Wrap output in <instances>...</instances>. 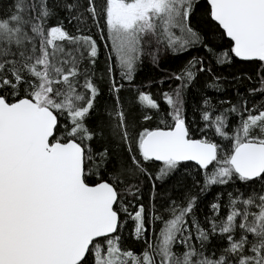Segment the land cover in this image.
I'll use <instances>...</instances> for the list:
<instances>
[{
	"label": "snow or ice",
	"instance_id": "6c2138e0",
	"mask_svg": "<svg viewBox=\"0 0 264 264\" xmlns=\"http://www.w3.org/2000/svg\"><path fill=\"white\" fill-rule=\"evenodd\" d=\"M237 61L254 99L204 97L192 138L187 90ZM0 264H264V0H0Z\"/></svg>",
	"mask_w": 264,
	"mask_h": 264
},
{
	"label": "trees",
	"instance_id": "16d2710c",
	"mask_svg": "<svg viewBox=\"0 0 264 264\" xmlns=\"http://www.w3.org/2000/svg\"><path fill=\"white\" fill-rule=\"evenodd\" d=\"M207 8V5L204 4L201 12L204 11V9ZM199 19V17L197 18ZM197 27H202L201 25H197ZM99 35V33H97ZM218 42V41H217ZM100 46V56H99V62L98 66L100 69V72L98 75L103 73V69L105 68L106 62L108 60V49L105 47V41L100 40L98 41ZM205 52L203 48H195L192 49L190 52L185 53L181 56H172L167 55L162 57L160 61V65L154 66L150 60H145L142 67L138 70L135 78V85H138L140 87H144L147 89L148 85H151L150 91L153 93L158 94L160 89V85L157 83L158 80L161 78L169 75L170 73L179 72L181 68L187 63L188 60H190L192 57H199L204 56ZM212 67V73H201L199 74V77L197 81L193 84V86L187 90L185 94V114L187 117V122L192 125V138L199 139L202 138L203 133L198 131V125L202 124V121L198 120L199 117V109L198 105L202 106V100L204 97H210L212 100V103L217 106V108H223L224 104L221 103V101H232L235 102L237 99V91H239L241 94L245 96L246 99H248L250 102L254 99L251 96H248L247 89L252 88L255 86L254 81H249L247 79L248 76H254L256 72V65L251 63H245L237 61L233 65H225V66H219L215 63L211 64ZM220 76L221 81L220 84L222 85L221 91H215L213 89H210L206 87L207 82H209L212 79V76ZM175 83V82H170ZM168 83H165L164 89L167 90ZM131 94L130 90H126L124 92L125 96H129ZM257 103H260L259 99L256 100ZM163 127L162 124H160L159 120H153L148 122H141L140 130H143V128H149L154 129L156 127ZM218 139V138H217ZM189 169H194L193 164H188ZM155 171V169H153ZM172 183V181L169 182V185ZM189 185H191V180L187 181ZM166 188H168V185H165L164 188L160 189L161 191H164ZM194 191H197L194 189ZM218 191V189L213 188L206 196H203L201 199L203 201L204 205H207L209 202H211L214 198L215 193ZM144 202L147 203V195H145ZM207 211L206 208L202 207V210L200 211L199 215L201 217L204 216V212ZM127 231L124 233V235L127 237L128 244L136 251L140 250L139 243L134 241L130 235L131 228H132V221L129 220L127 224ZM215 242V240H214Z\"/></svg>",
	"mask_w": 264,
	"mask_h": 264
},
{
	"label": "water",
	"instance_id": "95a60500",
	"mask_svg": "<svg viewBox=\"0 0 264 264\" xmlns=\"http://www.w3.org/2000/svg\"><path fill=\"white\" fill-rule=\"evenodd\" d=\"M188 164H192V162H188Z\"/></svg>",
	"mask_w": 264,
	"mask_h": 264
}]
</instances>
